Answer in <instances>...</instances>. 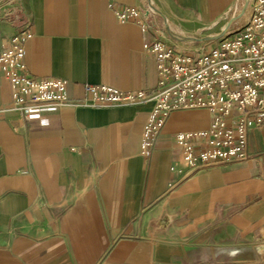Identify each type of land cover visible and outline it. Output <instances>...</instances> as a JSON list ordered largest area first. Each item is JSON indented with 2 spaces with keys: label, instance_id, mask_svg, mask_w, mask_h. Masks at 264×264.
Here are the masks:
<instances>
[{
  "label": "crops",
  "instance_id": "crops-1",
  "mask_svg": "<svg viewBox=\"0 0 264 264\" xmlns=\"http://www.w3.org/2000/svg\"><path fill=\"white\" fill-rule=\"evenodd\" d=\"M172 27L197 35L231 15L237 0H152ZM147 0H0V51L21 28L36 78L63 77L73 100L83 84L158 90L153 40L114 9ZM153 15V13H151ZM156 24L163 25L157 15ZM226 24V23H225ZM223 28V27H222ZM220 28V29H222ZM0 70V264H264V128L250 131L249 158L186 179L179 131L208 127L207 109L171 113L141 152L151 101L68 105L26 119L12 108Z\"/></svg>",
  "mask_w": 264,
  "mask_h": 264
},
{
  "label": "built area",
  "instance_id": "built-area-1",
  "mask_svg": "<svg viewBox=\"0 0 264 264\" xmlns=\"http://www.w3.org/2000/svg\"><path fill=\"white\" fill-rule=\"evenodd\" d=\"M114 11L120 21L152 32L153 40L145 41L143 49L157 62V91L148 94L145 90L122 91L84 83V97L73 100L66 78L39 79L29 73L25 43L32 33L21 28L0 51V70L12 85V108L26 119L46 123L45 115L68 105L100 107L151 101L153 106L143 126V155L152 152L172 112L207 109L211 116L208 127L175 134L182 159L171 169L182 180L200 169L246 161L250 131L264 128V0L249 2L238 28H230L218 40L191 51L179 47L156 24L154 15H146L144 7L124 5ZM256 245L264 254V237Z\"/></svg>",
  "mask_w": 264,
  "mask_h": 264
},
{
  "label": "water",
  "instance_id": "water-1",
  "mask_svg": "<svg viewBox=\"0 0 264 264\" xmlns=\"http://www.w3.org/2000/svg\"><path fill=\"white\" fill-rule=\"evenodd\" d=\"M251 0H243L241 7H239L238 11L234 13L223 26V28L214 34L205 35L202 37H197L194 35H186L181 32L176 31L172 25L170 24L167 17L156 7L152 0H147L148 9L146 11V15H150L151 13H156L163 20V27L169 37L178 42L183 43H194V42H213L227 34L234 23L238 18H240L247 10L248 4ZM237 6V5H236ZM152 10V11H151Z\"/></svg>",
  "mask_w": 264,
  "mask_h": 264
},
{
  "label": "rangeland",
  "instance_id": "rangeland-1",
  "mask_svg": "<svg viewBox=\"0 0 264 264\" xmlns=\"http://www.w3.org/2000/svg\"><path fill=\"white\" fill-rule=\"evenodd\" d=\"M242 3H243V0H238V4H237V6H236V8H235V10H234V12L231 14V15H229V16H224L221 20H220V22L217 24V25H215L214 27H212V28H209V29H206L203 33H198L197 35H194V36H197V37H202V36H205V35H210V34H214V33H217V32H219L221 29L220 28H222L224 25H225V23L228 21V19L234 14V13H236L237 11H238V9H239V7H241V5H242ZM147 9H148V7H147ZM246 12H247V10H246ZM245 12V13H246ZM244 13V14H245ZM242 15L240 18H238L236 21H234V23L232 24V26H231V28L232 29H236V28H238L239 26H240V24L241 23H243V21L245 20V16H246V14L245 15ZM153 15H154V19H155V21H156V19H157V14L156 13H153ZM242 19V20H241ZM161 27H163V25H161ZM164 28V27H163ZM167 34V33H166ZM168 35V34H167ZM169 36V35H168ZM174 41V40H173ZM175 43H177V45L179 46V47H182L184 50H194V49H196V48H199L200 46H203V45H206V44H209V43H207V42H194V43H183V42H178V41H174Z\"/></svg>",
  "mask_w": 264,
  "mask_h": 264
},
{
  "label": "bare ground",
  "instance_id": "bare-ground-1",
  "mask_svg": "<svg viewBox=\"0 0 264 264\" xmlns=\"http://www.w3.org/2000/svg\"><path fill=\"white\" fill-rule=\"evenodd\" d=\"M151 11H152V10H151ZM246 13H247V12H246ZM246 13H245V14H246ZM245 14H244V15H245ZM241 20H242V19H241Z\"/></svg>",
  "mask_w": 264,
  "mask_h": 264
}]
</instances>
